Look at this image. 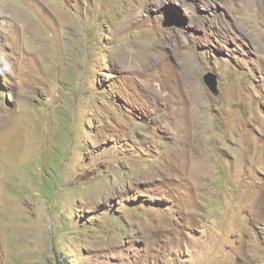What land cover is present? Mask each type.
<instances>
[{"label": "rangeland", "instance_id": "obj_1", "mask_svg": "<svg viewBox=\"0 0 264 264\" xmlns=\"http://www.w3.org/2000/svg\"><path fill=\"white\" fill-rule=\"evenodd\" d=\"M64 258L264 264V0H0V264Z\"/></svg>", "mask_w": 264, "mask_h": 264}, {"label": "water", "instance_id": "obj_2", "mask_svg": "<svg viewBox=\"0 0 264 264\" xmlns=\"http://www.w3.org/2000/svg\"><path fill=\"white\" fill-rule=\"evenodd\" d=\"M204 81L213 93L216 95L219 93L218 77L214 72H208L204 76Z\"/></svg>", "mask_w": 264, "mask_h": 264}, {"label": "trees", "instance_id": "obj_3", "mask_svg": "<svg viewBox=\"0 0 264 264\" xmlns=\"http://www.w3.org/2000/svg\"><path fill=\"white\" fill-rule=\"evenodd\" d=\"M58 264H69V261H67V259H63L62 263H58Z\"/></svg>", "mask_w": 264, "mask_h": 264}]
</instances>
